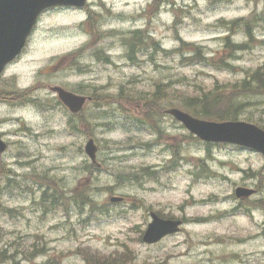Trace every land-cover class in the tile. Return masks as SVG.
Instances as JSON below:
<instances>
[{"label": "rangeland", "instance_id": "obj_1", "mask_svg": "<svg viewBox=\"0 0 264 264\" xmlns=\"http://www.w3.org/2000/svg\"><path fill=\"white\" fill-rule=\"evenodd\" d=\"M136 33L152 39L131 49ZM258 67L264 0H88L42 12L0 75V264H264V157L202 142L164 113L216 86L229 92ZM158 84L168 95L147 117ZM52 85L95 101L72 115ZM237 93L238 120L264 127V95ZM237 186L257 193L238 199ZM150 211L184 226L146 244Z\"/></svg>", "mask_w": 264, "mask_h": 264}, {"label": "water", "instance_id": "obj_2", "mask_svg": "<svg viewBox=\"0 0 264 264\" xmlns=\"http://www.w3.org/2000/svg\"><path fill=\"white\" fill-rule=\"evenodd\" d=\"M86 0H0V73L5 64L20 53L26 43L38 15L46 8L55 6L81 7ZM58 99L72 112L82 109L89 97L75 94L60 86H50ZM166 113L182 122L183 125L200 139L207 142L233 143L254 149L264 156V130L245 121H208L202 120L178 109L169 108ZM6 144L0 139V153ZM90 160L96 162L97 146L93 138H89L84 146ZM238 198L248 197L255 190L238 186L235 188ZM112 202L121 201L122 197H110ZM151 221L142 236L146 243H155L167 234L180 230L181 220L163 219L156 213H150Z\"/></svg>", "mask_w": 264, "mask_h": 264}, {"label": "trees", "instance_id": "obj_3", "mask_svg": "<svg viewBox=\"0 0 264 264\" xmlns=\"http://www.w3.org/2000/svg\"><path fill=\"white\" fill-rule=\"evenodd\" d=\"M237 22L239 21L234 22V24ZM148 39L152 38L150 36H143L141 38L140 33H136L133 40H131V49H135L136 47L139 49L141 47L140 45L146 44ZM182 43L185 46H194L193 44ZM235 45L236 46L233 45V51L244 50L246 47L245 42L237 43ZM194 48L196 49L192 52L196 54L202 53L199 52L200 46H194ZM129 57H131V55ZM235 87L236 88L227 92L228 90L226 88L216 86L214 89L206 90L205 92L196 95L186 96L182 100H179L178 103L171 101L169 105L181 108L199 118L218 121L228 119L236 120L241 114V109H239V107L241 104L245 103L244 100L236 97V95H238L237 92L264 95V67H258L255 69L250 75L248 74L247 77L243 78L239 85ZM94 95L95 94L93 93L91 94V96L95 98ZM167 95L168 93L164 90L162 85L158 84L155 86L154 98L148 101V106L151 110L145 113L147 117L154 116L158 112L157 109L164 107V105L159 104L158 101L162 99L164 100ZM103 100L106 104H109L107 103V99ZM258 200L263 201L262 199ZM85 203L90 204V200H87ZM97 259H99V257L93 255H88L86 258L90 264H106V260H108V258H101L100 263H98Z\"/></svg>", "mask_w": 264, "mask_h": 264}, {"label": "flooded vegetation", "instance_id": "obj_4", "mask_svg": "<svg viewBox=\"0 0 264 264\" xmlns=\"http://www.w3.org/2000/svg\"><path fill=\"white\" fill-rule=\"evenodd\" d=\"M86 7V6H85ZM16 61V59H13L12 61H10L9 63H7L6 65H5V72L6 71H8V67L13 63V62H15ZM1 99H4L3 97H0Z\"/></svg>", "mask_w": 264, "mask_h": 264}]
</instances>
